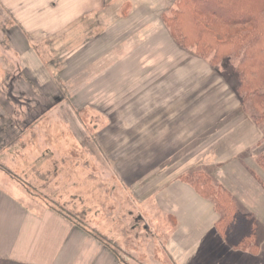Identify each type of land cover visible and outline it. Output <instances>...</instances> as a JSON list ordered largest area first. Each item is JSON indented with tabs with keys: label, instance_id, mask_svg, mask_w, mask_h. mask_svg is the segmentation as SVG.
Segmentation results:
<instances>
[{
	"label": "crops",
	"instance_id": "crops-1",
	"mask_svg": "<svg viewBox=\"0 0 264 264\" xmlns=\"http://www.w3.org/2000/svg\"><path fill=\"white\" fill-rule=\"evenodd\" d=\"M0 1L14 12L19 9L32 13L73 11L93 13L96 17L98 12L116 9L108 0ZM173 1L161 4V0H157V7H153L150 0H132V7L128 6L127 12L133 13L126 17L121 14L116 27L126 35L125 39L130 40V31L134 27L142 30V27L150 26L146 17L136 16V13L160 11L161 5L169 10L176 2ZM80 18L77 20L82 22L86 19L85 16ZM47 23L44 27L52 28L50 24L54 26L55 20ZM27 25L24 27L32 28L31 22L28 21ZM154 25L156 35L147 37L146 40L150 39L144 44L140 40L133 43L143 44L141 58L146 52L160 47V67L121 80L127 74L124 73L126 55L117 47L116 56H109L112 59L108 63L109 72L116 77L117 83L108 91V107L120 110L108 116L110 125L107 128L111 133L105 139L108 146L100 148L93 141L85 149L75 146L87 155L98 152L101 165L93 164L94 168H106L109 174H104L103 169L98 173H87L84 166L76 165L71 167L70 175L60 159L59 166L54 163L44 167L39 165L44 170H32L31 176L36 179L33 186L40 189L42 197L50 200L58 198L64 191L67 193L66 203L71 205V200L73 204H83L82 213L87 217L85 213L92 209L93 215L99 216V220H95L98 222L92 225L95 233L110 231L111 226L103 216L110 211H105L103 202L112 204L113 198L115 204L128 200L136 211L135 204H140L142 210L136 218L129 208L120 213L125 214L131 223L134 221L130 231L137 227L143 234L160 237V250L169 264H264V170L256 163V158L264 152L261 129L244 114L234 91L223 76L214 74L207 62L180 49L168 55L161 54L165 53L163 45L172 43V38L161 21L158 26L157 23ZM120 35L115 43H128L122 41ZM114 38L109 36L106 44ZM148 74L151 82L131 78ZM86 135L90 137L89 133L82 134L83 140ZM64 136L71 138L69 133ZM93 136L97 137V133ZM59 138L61 140L60 135ZM61 148L58 144L53 154L63 153ZM196 172L209 175L216 186L229 193L242 212L254 215L260 241L257 256L232 250L215 228L219 217L213 205L198 196L190 186L177 181L183 173ZM86 174L93 178L84 181ZM148 183H153L156 188L146 190ZM0 184H4L1 179ZM70 188L75 189L74 193L72 190L68 194ZM86 188L92 191L91 198L85 196ZM127 189L132 190L131 195L126 194ZM80 190L85 193L84 197ZM25 192L22 191L21 196L28 194ZM27 197L34 198L29 194ZM60 198L64 199L62 194ZM31 200L35 205L40 206L39 202L42 205L36 212L0 185V259L22 264H103L101 259L81 262V242L78 241L86 228L75 222L76 218H70L58 206ZM72 211L77 216L82 214L76 209ZM73 257L79 259V263L71 262ZM110 264L119 263L112 257Z\"/></svg>",
	"mask_w": 264,
	"mask_h": 264
},
{
	"label": "rangeland",
	"instance_id": "rangeland-1",
	"mask_svg": "<svg viewBox=\"0 0 264 264\" xmlns=\"http://www.w3.org/2000/svg\"><path fill=\"white\" fill-rule=\"evenodd\" d=\"M108 1L110 5H114L115 11L98 12L96 17L93 13L73 11H37V13H32L19 9L14 12L3 6L0 1V90L5 91L4 97L0 94V179L4 183L0 185L14 194L16 198L26 202V204H22L28 206L32 211L36 212L37 208L42 205L40 202V206L31 203L33 202L31 199H38L43 204L66 208V211H70V209H76L81 213L84 211L83 204L79 206V203L73 204L71 200L69 201L71 205L66 203L67 193L64 191L60 193L64 199L60 198V194L54 200L42 197L40 189L33 186L36 179L31 176V171L44 170V166L53 163L59 166L60 159H62V164L66 170L70 171V175L72 174L71 167L76 165L84 166L87 173H98L103 169L104 174H109L106 168H94L93 164L101 165L98 152H91L87 155L75 148L77 146L85 149L91 141L96 142L100 148L108 146V140H105L111 136L107 128L110 125L108 116L111 112L114 114L120 110L108 107V91L111 85L114 86L117 83L116 77L114 79L109 72L108 63L112 61L109 56L112 54L116 56L117 47L121 48L123 55H126V65L123 60L122 66H126L124 73L127 74L121 80L126 76L144 72L146 69V71H151L160 67V47L159 51H145L143 58L140 57L142 53L140 50L144 41L147 42L157 34L154 24L157 23L158 26L160 21L163 24L162 17L169 16L177 9L180 2V0H176V2L174 0V6L169 10L161 5L160 11L136 13V16L140 14L142 18L146 17L150 26L142 27V30L140 27H134L130 31L131 42L125 39L126 35L120 32L116 25H118L117 19H120L121 14L126 17L133 13L127 12V8L132 7V0ZM169 1L161 0L160 3L164 4ZM150 2L153 3V7H157V0H150ZM120 9L122 10L120 11ZM54 15L57 17L55 18ZM83 15L86 18L83 22L77 20L84 17ZM20 20H23L21 21L23 25L19 22ZM51 20H55V25L50 24L52 28H45L44 23H50ZM28 21L32 23L31 29L26 28ZM111 35L116 38L106 44ZM117 35H120L122 41L128 43H115L119 39ZM147 37L150 38L146 40ZM138 40L143 44L133 43ZM171 42H166L163 45L162 50L165 53L161 52V54L168 55L171 51L179 49L189 52L177 46L173 40ZM120 50L118 49V51ZM210 67L214 74L222 76L223 71L220 65L218 68ZM224 74L226 78L232 80L233 75L229 70H224ZM150 76L148 74L131 78L143 79L145 82L147 79L150 81ZM47 94H54L56 98L51 96L50 100ZM49 100L51 104L48 103ZM50 105H52L51 109ZM243 112L248 116L244 110ZM42 113L44 115H41ZM30 121H33L34 124H29ZM260 129L262 130V127ZM68 133L71 134V138L64 136H68ZM85 133H89L90 137L88 138L86 135L87 138L85 137L83 140ZM96 133L97 137L93 136ZM58 135L61 140L57 139ZM100 138L105 141H100ZM262 143L260 142V144ZM58 144L62 147L60 152L63 153L55 155L53 151ZM90 157H92L91 161ZM256 163L264 170V152L256 158ZM39 165H43V167ZM41 173L39 172V174ZM86 175L87 178L84 181L93 178L91 174ZM82 176L84 177V174ZM180 176H185L200 185L205 183V178H208L211 186L223 191L206 173H183ZM177 181L179 180L177 179ZM179 182L184 183L183 181ZM18 185L22 191H26L34 198L27 197V194L24 196V201ZM148 186L146 190L156 188L153 183H148ZM68 190L70 191L68 194H71L72 190L73 193L75 191L74 188ZM85 191L88 194L85 195L81 191V196L85 195L91 198L92 191L89 188H86ZM131 192V189H127L126 194L131 195ZM133 196H136L135 193ZM114 202L115 198H113L112 204L108 201L102 203V207L106 208L105 211H110L106 214L103 213L106 223L111 226L107 234H103L102 230L97 232L99 235L95 233L92 225L93 222H98L95 220H99V216H94L92 209H86L85 213L91 218L83 213L78 214L79 216L71 214L74 213L72 210L70 214H67L70 218H76L75 222L86 228V232L83 234L85 236L82 235L78 241L81 242V262L86 259L92 261L101 259L103 264H110L113 257L119 264H160V262L169 264L168 259L163 256V251L160 250V237L143 234L137 230V227L130 231L131 224L135 225L134 221L131 223L125 214L121 215L120 213H124L129 208L136 218L142 210L141 205L134 203L137 207L136 211L135 206L133 208L128 200L118 204ZM243 253L252 257L258 255V253L255 255L248 251ZM72 261L79 263V259L74 257L71 259Z\"/></svg>",
	"mask_w": 264,
	"mask_h": 264
},
{
	"label": "trees",
	"instance_id": "trees-1",
	"mask_svg": "<svg viewBox=\"0 0 264 264\" xmlns=\"http://www.w3.org/2000/svg\"><path fill=\"white\" fill-rule=\"evenodd\" d=\"M162 22L177 46L210 66H221L222 76L243 110L262 127L264 140V0H180L177 9L163 16ZM224 70H229L232 80L226 78ZM0 94L4 97L5 91L0 90ZM51 96L56 98L47 94L50 100ZM177 179L213 204L219 215L215 228L232 250L258 253L254 215L240 211L229 193L211 186L208 178L201 185L185 176ZM59 210L71 213L62 207ZM0 264L22 263L0 259Z\"/></svg>",
	"mask_w": 264,
	"mask_h": 264
}]
</instances>
